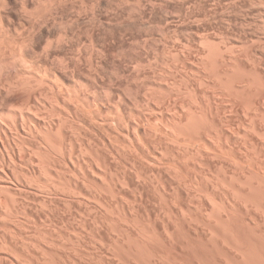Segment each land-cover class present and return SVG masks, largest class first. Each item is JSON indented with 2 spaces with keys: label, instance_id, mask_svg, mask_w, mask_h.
<instances>
[{
  "label": "bare ground",
  "instance_id": "1",
  "mask_svg": "<svg viewBox=\"0 0 264 264\" xmlns=\"http://www.w3.org/2000/svg\"><path fill=\"white\" fill-rule=\"evenodd\" d=\"M235 1L1 0L0 264H264V41Z\"/></svg>",
  "mask_w": 264,
  "mask_h": 264
},
{
  "label": "rangeland",
  "instance_id": "2",
  "mask_svg": "<svg viewBox=\"0 0 264 264\" xmlns=\"http://www.w3.org/2000/svg\"><path fill=\"white\" fill-rule=\"evenodd\" d=\"M241 1H244V4H245V6L242 7V9H243L244 11L242 10V11L239 12V13L243 12L244 15L241 13V14H242L241 17H242L243 20L239 19V18H241V17H240V15H239L238 12H237L238 15H237L235 12H229L230 17H231V15L233 16V17H231V20H232V21H227V22H225V23H227V25H231V26L229 27V26H227L225 23H223L222 28H223L224 26H227V27H229V29L227 30V28H223L222 30H223V32L225 31V33H226V32H227V33H231V32L234 31L233 34L235 35V34H237V33H236L237 30L235 29V28H237V26H238L237 23H239V22L242 21V22L245 24L244 27H245L246 30H248V31L252 30V32H253L254 29H255V33L258 34V38H255V40H256V44L261 45L262 43H261L260 41H262V39H263V41H264V37H263V36H264V18H263V17H264V1L261 0V1L263 2V3H262V2L260 1L262 5H259V4H258L259 6L256 7V9H255V8L252 9L254 12L250 10V9L252 8V7H251V8L249 9L250 12L248 11L249 13H248L247 10H245V9H248V7L251 6V5L253 4V3H252L253 0H250V3H251L250 5H249V3H248L249 0H241ZM257 1H259V0H257ZM235 2H236L237 5L240 4V3L238 2V0L235 1ZM255 2H256V0H255ZM255 2H254V4L252 5L253 7H254V5L257 6V2H256V3H255ZM258 3H259V2H258ZM0 4H1V0H0ZM246 4H248L249 6H246ZM256 10H257V11H256ZM245 11H246V12H245ZM252 12H253V13H252ZM245 13H247V15H245ZM251 14H252V15H251ZM236 15L239 16V17H237ZM248 15H249V17H246V16H248ZM235 16H236V18H234ZM244 16H245V17H244ZM250 16H251V17H250ZM243 17L246 19L247 22H248V21H251V20H252V21H251L250 23L248 22L249 24H247V22L245 23V19H244ZM233 18H234V19H233ZM250 18H251V19H250ZM261 18H263V19H261ZM257 19H258V20L260 19L261 21L258 22ZM235 20L238 21V22L236 23ZM240 20H241V21H240ZM256 20H257V21H256ZM233 21H234V23H236V25H233V24H234ZM256 22H257V24H259V23H260V24H259V25H256ZM251 23H253V24H251ZM246 24H247V25H246ZM250 24H251L252 26H254L255 28L252 27ZM232 26H233V27H232ZM248 26H250V27H248ZM257 26H259V27H257ZM234 27H235V28H234ZM238 27H239V26H238ZM247 27H248L249 29H248ZM251 27L254 28V29H252ZM231 28H232V29H231ZM250 28H251V29H250ZM214 30H215V29H214ZM214 30H213V31H214ZM231 30H232V31H231ZM216 31H217V30H216ZM216 31H215V32H216ZM261 46H264V44H262ZM263 48H264V47H263ZM263 56H264V51L262 50V58H263ZM263 60H264V59H263ZM128 66L130 67L129 64H128ZM167 77H171V76L168 75ZM169 80H171V79H169ZM14 107H15V105L13 106V108H14ZM15 108H16V107H15Z\"/></svg>",
  "mask_w": 264,
  "mask_h": 264
}]
</instances>
